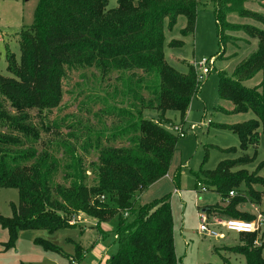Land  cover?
<instances>
[{
  "label": "trees",
  "instance_id": "trees-1",
  "mask_svg": "<svg viewBox=\"0 0 264 264\" xmlns=\"http://www.w3.org/2000/svg\"><path fill=\"white\" fill-rule=\"evenodd\" d=\"M213 2L219 54L225 53L227 31L258 39L257 49L232 75L221 72L219 84L220 98L233 103V113L252 111L256 116L224 126L239 136L240 147L246 150L257 144L258 129L264 131V16L245 8L247 0ZM198 7L199 0H118L115 8L108 7V0H39L34 23L20 33V58L8 55L11 76L0 74V187L16 188L21 196L13 218L0 214V224L9 232V245H15L19 230H46L53 235L67 229L70 222L58 213L69 206L77 214L96 219L102 239L114 234L117 251L101 264H178L171 194L145 204L137 196L169 173L180 135L176 126L168 127L166 112L178 111L185 121L192 98L201 89L194 65L188 63V73L180 74L168 64L164 51L166 22L174 27L185 16L181 33L187 36L195 30ZM233 13L256 18L263 27L229 24L228 16ZM92 66L103 75L112 70L133 73L129 79L136 80V88L129 87L128 93L134 101L131 108L121 110L129 122L112 134V139H125L128 144L102 146L99 135L95 183L88 185L82 176L68 188L54 182L56 157L29 144L41 139L31 111L60 105L67 68ZM259 73L261 82L247 87L245 82ZM146 112L157 113L158 118H149ZM252 161L246 154L223 159L213 170H202L204 180L199 178L197 183L214 188L222 204L228 202L225 208L221 204L205 208L206 213L244 222L255 219L239 209L249 199L257 203L263 199L264 177L258 170L249 173L244 168ZM180 175L179 169L174 181L179 182ZM108 222L113 229L106 231L102 226ZM246 235L235 252L244 256L246 264H264V243H259L256 234ZM37 242L60 252L47 240L37 238Z\"/></svg>",
  "mask_w": 264,
  "mask_h": 264
},
{
  "label": "rangeland",
  "instance_id": "rangeland-1",
  "mask_svg": "<svg viewBox=\"0 0 264 264\" xmlns=\"http://www.w3.org/2000/svg\"><path fill=\"white\" fill-rule=\"evenodd\" d=\"M39 0H0V74L11 76L8 71V55L21 56L20 33L24 27L34 23L35 9ZM118 0H108V7L115 8ZM213 0H199L195 30L183 36L186 17L180 16L174 27L165 25V57L168 64L180 74L188 73V63L201 71L199 63L203 58L213 61L210 73L201 82L200 91L192 98L189 112L184 119L178 111L168 110V127L183 126L186 136L180 137L176 145L168 175L139 193L137 200L141 204L171 194L174 218V239L178 264H246L244 256L235 252L249 233L226 230L221 224L214 228L224 234L213 237L200 231V214L203 209L222 204L220 194L210 188L200 192L197 180H204L202 170H213L223 159H235L243 155L253 158L245 166L249 173H258L264 177V131L258 129L257 144H250L246 150L240 147V138L226 129L228 124L241 123L256 118L252 111L233 113L234 105L220 98L219 84L221 72L232 75L236 66L258 47V39H252L244 32L227 31L229 41L225 44V53L221 51L219 29L215 18ZM250 12L264 16V0H247L245 6ZM229 24H250L263 27L256 18H242L237 14L228 16ZM182 41L180 45L171 42ZM196 65V67H195ZM141 74V71H137ZM132 72L112 70L103 75L100 68L72 67L65 70L62 79L63 97L60 105L52 110L31 111L32 122L41 130V139L30 141L36 150L48 151L56 157L57 172L54 182L65 187L78 183L82 176L88 185L95 183L93 169L98 163L100 144L124 145L125 139L114 140L112 134L126 126L129 119L121 113L123 108H131L134 98L128 93L129 87L136 88L135 79L130 80ZM262 80V73L245 82L254 87ZM9 108V104H5ZM149 118H158L154 112H146ZM44 127V128H43ZM47 127L50 130H47ZM236 148L235 152L228 149ZM181 170L179 182L174 181L177 170ZM257 189H261L256 186ZM199 191V192H198ZM21 196L16 188L0 187V214L13 218L19 208ZM241 212L252 215L258 220L261 213L263 223L256 234L259 243H264V195L261 203L247 200L239 206ZM58 214L70 222L67 229L51 235L46 230H19L15 245H9V232L0 224V264H97L100 257L96 253L100 232L95 228V220L84 213L70 210ZM208 214V213H207ZM212 220L228 221L218 213L208 214ZM111 222V221H110ZM250 223V222H249ZM106 223L104 230L113 229ZM94 237V240H93ZM41 238L51 242L60 252L47 249ZM84 240L88 242L85 245ZM115 240L113 233L104 243ZM95 241L89 255L83 257L87 247ZM262 241V242H261ZM117 251V244L108 253L111 257ZM71 253V254H70ZM264 254V251H263ZM106 256V257H107ZM82 257V259H80Z\"/></svg>",
  "mask_w": 264,
  "mask_h": 264
},
{
  "label": "built area",
  "instance_id": "built-area-1",
  "mask_svg": "<svg viewBox=\"0 0 264 264\" xmlns=\"http://www.w3.org/2000/svg\"><path fill=\"white\" fill-rule=\"evenodd\" d=\"M213 61L207 58H203L201 62L199 63L200 67L202 68L201 71H197V79L198 81H202L205 79V76H207L210 73V66L212 65ZM196 67V65H195ZM174 130L179 133L180 137H185L186 132L182 126H176L174 127ZM197 187L200 188V192L208 191V188L205 184L202 182L197 183ZM199 192V191H198ZM230 195L233 196L234 192H230ZM258 220H254L249 222L239 221V220H228V221H220V220H212L210 219V216L202 210L200 214V231L213 236V237H223L224 234L219 233L215 230V226L217 224H221L226 230L228 231H235V232H241L238 229L242 228L246 233H254L256 232L261 226H263L261 219L262 215L259 213Z\"/></svg>",
  "mask_w": 264,
  "mask_h": 264
},
{
  "label": "crops",
  "instance_id": "crops-1",
  "mask_svg": "<svg viewBox=\"0 0 264 264\" xmlns=\"http://www.w3.org/2000/svg\"><path fill=\"white\" fill-rule=\"evenodd\" d=\"M88 217V216H87ZM88 218H91V217H88ZM91 219H93V220H95V228H97V220L96 219H94V218H91ZM105 225V224H104ZM103 225V226H104ZM103 226H102V228H103ZM98 229V228H97ZM104 229V228H103ZM99 230V229H98ZM110 229H108V230H106V231H109ZM93 240H94V237H93ZM104 240L105 239H102V237L100 236V239L99 240H97V244H96V246H97V248H99V252L98 253H96L97 254V256L98 257H100V262L99 263H97V264H101V263H104L109 257L107 256L108 255V253L110 252V250L112 249V246L114 245L113 244V242H111V244H106V243H104ZM84 243H85V245L86 244H88V242H86L85 240H84ZM95 245V241L94 242H92V244H90V246L89 247H87L86 249H85V251H84V253H83V257H85V256H88L89 255V250H91V247H93ZM71 254V253H70ZM107 256V257H106Z\"/></svg>",
  "mask_w": 264,
  "mask_h": 264
},
{
  "label": "bare ground",
  "instance_id": "bare-ground-1",
  "mask_svg": "<svg viewBox=\"0 0 264 264\" xmlns=\"http://www.w3.org/2000/svg\"><path fill=\"white\" fill-rule=\"evenodd\" d=\"M238 230L241 231V232L244 231L242 228H240V229H238Z\"/></svg>",
  "mask_w": 264,
  "mask_h": 264
},
{
  "label": "water",
  "instance_id": "water-1",
  "mask_svg": "<svg viewBox=\"0 0 264 264\" xmlns=\"http://www.w3.org/2000/svg\"><path fill=\"white\" fill-rule=\"evenodd\" d=\"M203 211H205V209Z\"/></svg>",
  "mask_w": 264,
  "mask_h": 264
}]
</instances>
